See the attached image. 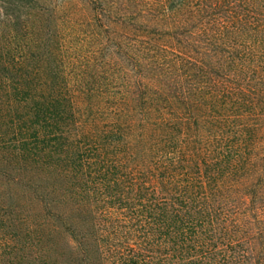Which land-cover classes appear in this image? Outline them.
Instances as JSON below:
<instances>
[{
	"label": "trees",
	"instance_id": "16d2710c",
	"mask_svg": "<svg viewBox=\"0 0 264 264\" xmlns=\"http://www.w3.org/2000/svg\"><path fill=\"white\" fill-rule=\"evenodd\" d=\"M89 4L125 54L95 100L0 58L1 176L33 196L0 264H264V3Z\"/></svg>",
	"mask_w": 264,
	"mask_h": 264
},
{
	"label": "rangeland",
	"instance_id": "374dc122",
	"mask_svg": "<svg viewBox=\"0 0 264 264\" xmlns=\"http://www.w3.org/2000/svg\"><path fill=\"white\" fill-rule=\"evenodd\" d=\"M89 3L90 0H0V58L6 73L15 76L28 73L34 79L42 76L47 87L56 77L58 86L67 82L70 90L79 92L82 103L95 100V94L111 80L114 62L125 59V54L116 48L115 25L111 21L115 22L117 15L102 19ZM118 29L124 34L122 26ZM13 58L26 62L12 68L8 62ZM105 78L109 79L106 81ZM12 107L15 106L9 99L0 101L1 147L15 146L11 144L14 139ZM4 108L7 111L1 113ZM22 112L18 110V114ZM6 168L0 159V208L30 201L29 198H33L30 189L1 176V170L9 174L10 169ZM17 174L24 180L30 177L26 171L19 172L18 169L10 176L14 178ZM5 210L1 212L5 215L4 222L14 219L17 226L18 219L14 215L8 216L9 212Z\"/></svg>",
	"mask_w": 264,
	"mask_h": 264
}]
</instances>
